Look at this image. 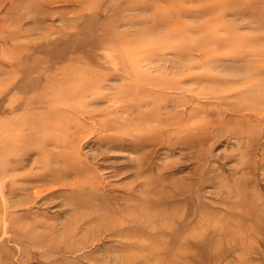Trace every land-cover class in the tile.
<instances>
[{
  "label": "rangeland",
  "instance_id": "obj_1",
  "mask_svg": "<svg viewBox=\"0 0 264 264\" xmlns=\"http://www.w3.org/2000/svg\"><path fill=\"white\" fill-rule=\"evenodd\" d=\"M0 264H264V0H0Z\"/></svg>",
  "mask_w": 264,
  "mask_h": 264
},
{
  "label": "bare ground",
  "instance_id": "obj_2",
  "mask_svg": "<svg viewBox=\"0 0 264 264\" xmlns=\"http://www.w3.org/2000/svg\"><path fill=\"white\" fill-rule=\"evenodd\" d=\"M199 1V0H198ZM200 3V2H199ZM46 125H47V123H46ZM55 130L57 131L58 130V128H55ZM82 171V169L79 167V168H77L76 170H74L73 171V173L75 172V173H79V172H81ZM70 173H72V172H70ZM73 177V176H72Z\"/></svg>",
  "mask_w": 264,
  "mask_h": 264
}]
</instances>
